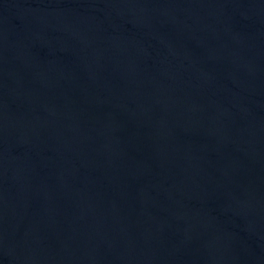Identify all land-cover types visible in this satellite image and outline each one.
<instances>
[{
  "label": "water",
  "instance_id": "95a60500",
  "mask_svg": "<svg viewBox=\"0 0 264 264\" xmlns=\"http://www.w3.org/2000/svg\"><path fill=\"white\" fill-rule=\"evenodd\" d=\"M0 264H264V0H0Z\"/></svg>",
  "mask_w": 264,
  "mask_h": 264
}]
</instances>
